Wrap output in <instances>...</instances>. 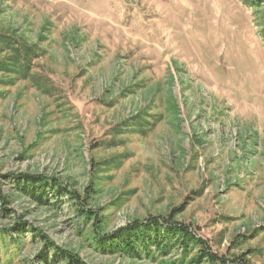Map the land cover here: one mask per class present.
I'll use <instances>...</instances> for the list:
<instances>
[{"label": "rangeland", "instance_id": "1", "mask_svg": "<svg viewBox=\"0 0 264 264\" xmlns=\"http://www.w3.org/2000/svg\"><path fill=\"white\" fill-rule=\"evenodd\" d=\"M244 1L0 0V34L35 52L23 68L0 43V264H40L32 236L3 240L19 222L86 264H172L182 249L95 240L174 213L264 264V14ZM26 174L74 198L40 207L16 188Z\"/></svg>", "mask_w": 264, "mask_h": 264}, {"label": "trees", "instance_id": "2", "mask_svg": "<svg viewBox=\"0 0 264 264\" xmlns=\"http://www.w3.org/2000/svg\"><path fill=\"white\" fill-rule=\"evenodd\" d=\"M247 1L250 4H247ZM244 3L254 7L255 13L264 14V0H245ZM264 20V15L262 16ZM262 22V19H261ZM264 22V21H263ZM262 26V24H261ZM1 40L10 48H14L17 61L21 67H26L31 61V55L34 52V47L23 45L21 39L15 36H3L0 34ZM16 188L23 197H30L40 207L49 204L50 197L69 196L74 198L73 192L58 184L49 183L44 175H24L15 177ZM92 188V187H91ZM92 191V192H91ZM89 195L97 193L92 188L87 191ZM0 197H3L0 192ZM7 197L3 198L6 204ZM85 201V200H84ZM89 201V200H88ZM88 204L87 200L86 203ZM81 214L89 218L93 212L85 207L81 208ZM7 212V211H6ZM94 215V214H93ZM165 217H151L140 221L137 225L123 227L120 230L105 236H100L96 239L100 246L108 247L104 252L121 253L126 256L140 257V253H145L149 256L152 250H155L158 257H168L173 251L182 249V253L172 264H249L245 258L239 256L237 258H227L213 250L208 239L201 237L194 229H190L186 223L175 221V213ZM91 218V217H90ZM27 223L19 222L12 229L3 232L4 240L6 235L12 244H17L15 249H19V240L14 235L27 234L34 238V242H39L41 245L38 257L40 264H86L84 260L73 251L56 245L48 236L35 232L33 229H27ZM14 234V235H13ZM99 234V233H98ZM106 237V238H105ZM37 240V241H36ZM6 241V239L4 240ZM5 246V244H4ZM5 246V250L8 247ZM9 251V250H7ZM10 259L13 258L12 253L8 252ZM156 255H152L155 258Z\"/></svg>", "mask_w": 264, "mask_h": 264}]
</instances>
